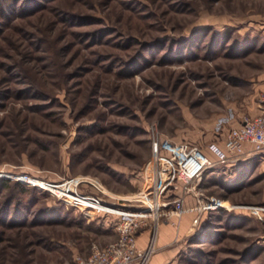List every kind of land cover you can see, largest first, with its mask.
Segmentation results:
<instances>
[{
  "label": "rangeland",
  "instance_id": "rangeland-1",
  "mask_svg": "<svg viewBox=\"0 0 264 264\" xmlns=\"http://www.w3.org/2000/svg\"><path fill=\"white\" fill-rule=\"evenodd\" d=\"M29 1L0 11V264H75L117 240L121 215L85 216L44 181L74 178L111 208L139 209L169 155L153 141L206 151L256 115L264 0ZM192 185L185 204L201 196L205 209L138 229L157 264H264V155L213 163ZM166 222L175 234L157 249Z\"/></svg>",
  "mask_w": 264,
  "mask_h": 264
},
{
  "label": "built area",
  "instance_id": "built-area-1",
  "mask_svg": "<svg viewBox=\"0 0 264 264\" xmlns=\"http://www.w3.org/2000/svg\"><path fill=\"white\" fill-rule=\"evenodd\" d=\"M258 105L259 111L256 115L241 120L237 126L229 127L223 140L209 142L206 151L197 144L182 140L175 142L164 138L153 141L154 148L165 150L169 155L157 157L160 177L157 179L155 189H151L152 186L149 184L145 193L147 199L144 200L142 196L136 198L141 202L138 206L142 208L134 210L125 207L111 208L108 203H113H105L104 199L88 190L84 191L79 187L80 180L74 178L64 179L59 183L43 180L55 187V192L51 193L56 194L67 204L80 208L85 216L92 217L103 210L121 215L116 227L119 234L117 240L107 242L103 246L92 243L88 256L85 258L77 256L75 264H146L153 251V241L141 247L138 244L137 232L144 225H150L148 221L150 217L173 215L179 217L186 211L205 209L207 205L201 196H198L196 204L191 206H187L183 199L184 194L193 187L194 181L200 178L208 167L213 163L233 164L253 152L264 153V98ZM246 143L249 147L245 146ZM17 177L20 179V176ZM147 200L153 202V205L149 207Z\"/></svg>",
  "mask_w": 264,
  "mask_h": 264
},
{
  "label": "crops",
  "instance_id": "crops-1",
  "mask_svg": "<svg viewBox=\"0 0 264 264\" xmlns=\"http://www.w3.org/2000/svg\"><path fill=\"white\" fill-rule=\"evenodd\" d=\"M246 147H249V144H245ZM259 153V154H258ZM253 152L251 154H249L248 156H246L247 158L248 157H252V156H258V155H264L263 152ZM244 157V158H246ZM243 158V159H244ZM182 217V225L184 224V222L188 221V219L190 217L188 216H181ZM156 238H155V246L156 248L158 247H163L164 245H167L168 242H170V240L173 238L174 236V228L173 226L169 223H164L162 225H159L157 227V230H156ZM150 229L148 228H144L142 229L139 233H138V243L141 247H145L150 239ZM157 248V249H158ZM162 253V251H158V252H155L154 254H152V256L149 257L148 261L146 262V264H157L161 258H163L160 254Z\"/></svg>",
  "mask_w": 264,
  "mask_h": 264
},
{
  "label": "trees",
  "instance_id": "trees-1",
  "mask_svg": "<svg viewBox=\"0 0 264 264\" xmlns=\"http://www.w3.org/2000/svg\"><path fill=\"white\" fill-rule=\"evenodd\" d=\"M29 2H31V3H35V5H37V3H38V6H33L30 10H34L35 8H38V7H40L41 6V2H37V0H30ZM30 4V3H29ZM32 4V5H33ZM4 5H6V2H5V0H3V1H0V11H4V8H3V6ZM27 7V5L25 4V8ZM6 11V10H5ZM2 184H5V182L3 181L2 182ZM11 203H12V201L11 200H8V201H6L5 203H4V211H3V214L5 215V214H9V211H10V209H11ZM15 205L17 206V207H14V209H15V211H17L18 212V208L19 207H21V206H23V202H22V200H19V201H16L15 202ZM20 221H22V220H20ZM21 223H25V221H22Z\"/></svg>",
  "mask_w": 264,
  "mask_h": 264
},
{
  "label": "bare ground",
  "instance_id": "bare-ground-1",
  "mask_svg": "<svg viewBox=\"0 0 264 264\" xmlns=\"http://www.w3.org/2000/svg\"><path fill=\"white\" fill-rule=\"evenodd\" d=\"M150 206H152V205L150 204ZM150 206H149V207H150ZM154 207H156V205H154ZM147 216H148V215H147Z\"/></svg>",
  "mask_w": 264,
  "mask_h": 264
}]
</instances>
